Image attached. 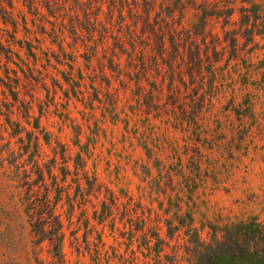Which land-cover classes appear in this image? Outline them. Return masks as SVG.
Masks as SVG:
<instances>
[{"label": "rangeland", "instance_id": "1", "mask_svg": "<svg viewBox=\"0 0 264 264\" xmlns=\"http://www.w3.org/2000/svg\"><path fill=\"white\" fill-rule=\"evenodd\" d=\"M238 1L239 7L247 10L235 13L229 25L218 19L209 23L208 29L222 40L217 46L222 57L216 63L217 78L208 104L202 105L206 87L199 81L191 85L186 76L188 87L177 81L181 90L175 101L168 90V77L156 78L152 73L150 82L164 83L160 114L132 109L126 106V98L135 83L124 90L120 79L101 65H107L101 51L99 58L88 63L81 42L79 53L83 57H78L74 79L80 82L81 69L85 77L83 91L93 93V85L102 99L110 95L117 99L120 109L131 117L128 125H113L97 102L90 109L78 101L72 92L73 83L70 86L65 81L71 72L69 67L57 64L55 58L51 65H37L50 96L41 85L32 90L23 83L21 98L30 99L29 95L34 94L37 115L40 105L48 106L41 125L50 135L51 145L41 140L42 163L52 160L57 152L54 173L60 180L62 167L74 170L81 150L76 144L80 141L89 152L85 156L87 169L91 175L95 171L101 190L97 198L85 201L75 197L71 189L73 206L67 199L59 205L58 212L67 227V264H95V239L101 235L108 244H115L113 235L127 232L125 205L134 218L144 215L151 231L167 240V255L177 251L178 264H193L187 249L195 247L196 230L202 242L210 243L214 236L221 238L223 229L231 223L257 218L264 224V0ZM23 15L30 18L22 0H17L15 16L20 23V38L24 37ZM193 20V11L187 12L184 23ZM28 26L32 27L30 21ZM51 40L44 43L43 49L52 47L59 54ZM68 41L72 43L71 38ZM188 52L184 50L185 56ZM1 91L0 85V98ZM3 121L0 119V123ZM144 145L154 151L152 158ZM111 193L120 210L115 209L114 217L100 226L101 205ZM169 225L180 229L173 238L167 236ZM114 226L120 230L113 232ZM128 236L119 239L122 244L116 245L118 253L144 264L151 254L140 237L131 243L126 240ZM74 237L79 238L78 244ZM48 249L46 244L35 249L19 191L0 170V264H41V260L51 264Z\"/></svg>", "mask_w": 264, "mask_h": 264}, {"label": "trees", "instance_id": "2", "mask_svg": "<svg viewBox=\"0 0 264 264\" xmlns=\"http://www.w3.org/2000/svg\"><path fill=\"white\" fill-rule=\"evenodd\" d=\"M16 2L0 0V71L3 74L0 76V119H4L0 123V170L19 191L35 249L46 244L51 264H67L64 251L67 227L58 212L59 205L67 199L73 206L71 189L76 192L75 197L85 201L97 198L101 190L95 171L91 175L87 169L85 156L89 152L80 146V141L76 144L81 150L76 155L74 170L62 167L60 180L54 173L57 152L52 160L42 163L41 140L51 145L50 135L41 125L48 106L40 105L37 115L34 94L29 93L30 99L21 98L23 83L32 90L41 85L50 96V88L43 82L44 75L37 65L44 66V62L51 65L55 58L57 64L69 67L71 72L65 81L70 86L73 83L72 92L78 101L90 109H94L97 102L109 114L113 125H128L131 117L124 108L120 109L117 99L111 95L102 99L93 85V93L83 91L85 77L81 69L80 82L74 79L78 57H83L79 53L82 45L86 50L84 58L90 64L99 58L101 51L102 58L107 61V65L103 62L101 65L120 79L124 90L128 84L135 83V88L126 98V106L132 109L154 110L160 114L164 83L158 80L150 82L152 73L156 78L168 77V90L175 101L181 90L177 81L184 87H188L186 76L191 85L199 81L206 87L202 105L208 104L217 78L216 63L222 57L217 50L222 40L208 29L209 23L218 19L227 26L235 13L245 12L247 8L239 7L238 0H22L30 18L26 15L21 17L24 37L20 38V23L15 16ZM189 11H193L195 20L186 25L184 18ZM49 38L52 39L51 44L58 47L59 54L52 47L43 49ZM185 49L189 50L186 56ZM144 82L150 86L149 89ZM58 87L64 90L62 85ZM53 90L57 92L56 88ZM67 98L71 100L69 94ZM144 146L148 157L152 158L154 151ZM61 156L65 160V153ZM124 208V215L128 218V223L124 224L127 232L120 231L119 237L113 235L115 244H108L101 235L97 237V249L93 255L95 264H139L118 253L116 248L122 244L119 239L125 238L127 233L126 240L133 243L134 238L140 237L142 245L151 254L144 264H178L177 251L172 256L167 255V240L158 232L151 231L146 217L134 218L129 206ZM115 209L119 206L111 193L101 205L98 225H104L114 217ZM169 226L167 236L173 238L180 229L179 226ZM112 230L120 229L114 226ZM195 238V247L187 249L193 264H264V224L257 218L227 225L222 237L214 236L210 243L202 242L197 230ZM74 240L76 244L80 242L78 237ZM85 242H88L87 236ZM40 262L45 264V261Z\"/></svg>", "mask_w": 264, "mask_h": 264}]
</instances>
